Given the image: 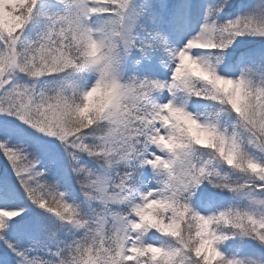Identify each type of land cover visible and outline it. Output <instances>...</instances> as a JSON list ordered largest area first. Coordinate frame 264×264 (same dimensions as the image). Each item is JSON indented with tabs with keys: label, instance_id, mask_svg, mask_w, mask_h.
<instances>
[{
	"label": "snow or ice",
	"instance_id": "1",
	"mask_svg": "<svg viewBox=\"0 0 264 264\" xmlns=\"http://www.w3.org/2000/svg\"><path fill=\"white\" fill-rule=\"evenodd\" d=\"M0 162V264H264V0H0Z\"/></svg>",
	"mask_w": 264,
	"mask_h": 264
},
{
	"label": "clouds",
	"instance_id": "2",
	"mask_svg": "<svg viewBox=\"0 0 264 264\" xmlns=\"http://www.w3.org/2000/svg\"><path fill=\"white\" fill-rule=\"evenodd\" d=\"M98 39H105L104 37H97ZM85 49L83 46L80 48L81 55ZM105 53L113 58L119 59L123 56V48H122V41L119 37H113L110 40H107V46L105 48ZM103 68V65H100L99 67L93 69L89 75L93 76L94 79H99L101 70ZM119 69L117 71V75L120 78V81L123 82L124 77L126 73L122 70V62L119 65ZM111 96V88L106 87L102 88L100 91H95L94 94L90 97V100L87 102L88 104V114H94V112L104 106H106L109 102ZM185 131L188 133L189 136H191L193 133H195L197 136H208L211 138V133L206 132L204 129L200 127H192L191 124H185Z\"/></svg>",
	"mask_w": 264,
	"mask_h": 264
},
{
	"label": "trees",
	"instance_id": "3",
	"mask_svg": "<svg viewBox=\"0 0 264 264\" xmlns=\"http://www.w3.org/2000/svg\"><path fill=\"white\" fill-rule=\"evenodd\" d=\"M252 1H255V0H247V3L253 4ZM241 244L242 242L239 239H237L235 241L228 242V244L225 247L228 248L231 252H235L241 247Z\"/></svg>",
	"mask_w": 264,
	"mask_h": 264
},
{
	"label": "rangeland",
	"instance_id": "4",
	"mask_svg": "<svg viewBox=\"0 0 264 264\" xmlns=\"http://www.w3.org/2000/svg\"><path fill=\"white\" fill-rule=\"evenodd\" d=\"M244 2L247 3V0H244ZM252 2H253V4L255 3V1H252ZM0 163H2V162H0Z\"/></svg>",
	"mask_w": 264,
	"mask_h": 264
}]
</instances>
